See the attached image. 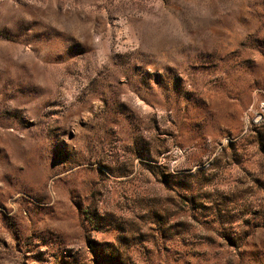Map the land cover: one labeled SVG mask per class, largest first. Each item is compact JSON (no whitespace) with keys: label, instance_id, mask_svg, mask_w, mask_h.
<instances>
[{"label":"rangeland","instance_id":"1","mask_svg":"<svg viewBox=\"0 0 264 264\" xmlns=\"http://www.w3.org/2000/svg\"><path fill=\"white\" fill-rule=\"evenodd\" d=\"M0 264H264V0H0Z\"/></svg>","mask_w":264,"mask_h":264}]
</instances>
